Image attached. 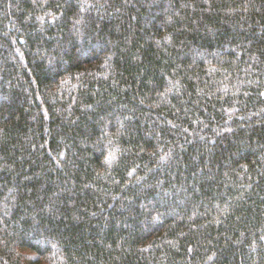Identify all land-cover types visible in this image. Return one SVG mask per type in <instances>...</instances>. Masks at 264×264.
I'll list each match as a JSON object with an SVG mask.
<instances>
[{
	"label": "trees",
	"instance_id": "1",
	"mask_svg": "<svg viewBox=\"0 0 264 264\" xmlns=\"http://www.w3.org/2000/svg\"><path fill=\"white\" fill-rule=\"evenodd\" d=\"M0 264H264V0H0Z\"/></svg>",
	"mask_w": 264,
	"mask_h": 264
}]
</instances>
